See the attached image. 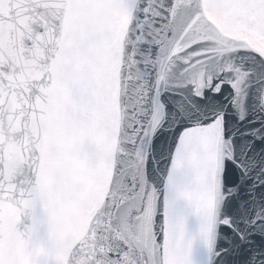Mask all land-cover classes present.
<instances>
[{"label":"snow or ice","instance_id":"1","mask_svg":"<svg viewBox=\"0 0 264 264\" xmlns=\"http://www.w3.org/2000/svg\"><path fill=\"white\" fill-rule=\"evenodd\" d=\"M0 264H264V0H0Z\"/></svg>","mask_w":264,"mask_h":264}]
</instances>
